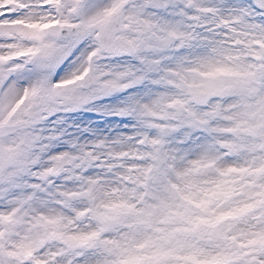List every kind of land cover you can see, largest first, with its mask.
<instances>
[{
  "label": "snow or ice",
  "instance_id": "snow-or-ice-1",
  "mask_svg": "<svg viewBox=\"0 0 264 264\" xmlns=\"http://www.w3.org/2000/svg\"><path fill=\"white\" fill-rule=\"evenodd\" d=\"M0 264H264V0H0Z\"/></svg>",
  "mask_w": 264,
  "mask_h": 264
}]
</instances>
